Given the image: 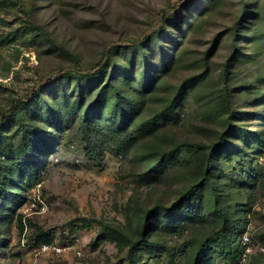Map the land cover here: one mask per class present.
Masks as SVG:
<instances>
[{
	"label": "rangeland",
	"instance_id": "374dc122",
	"mask_svg": "<svg viewBox=\"0 0 264 264\" xmlns=\"http://www.w3.org/2000/svg\"><path fill=\"white\" fill-rule=\"evenodd\" d=\"M101 61L95 76L63 73L0 127V264H165L164 251L101 239L94 220L139 241L141 210L179 202L208 164L225 240L238 250L248 233L247 264L264 263V0H0V111L61 69ZM176 95L172 115L144 123ZM140 128L117 153L114 142ZM87 138L110 145L100 167L87 160ZM21 142L31 160L17 166L10 153ZM176 145L178 160L148 173ZM190 212L157 219L147 238L189 264L213 233L212 260L233 264L218 244L220 217L207 204ZM38 227L72 250L35 255L26 243Z\"/></svg>",
	"mask_w": 264,
	"mask_h": 264
},
{
	"label": "trees",
	"instance_id": "16d2710c",
	"mask_svg": "<svg viewBox=\"0 0 264 264\" xmlns=\"http://www.w3.org/2000/svg\"><path fill=\"white\" fill-rule=\"evenodd\" d=\"M174 10V8H172ZM176 9V8H175ZM168 11V10H165ZM143 41L142 40H135V41H127L126 44L130 47H136L140 45ZM109 51H107L103 58L107 56ZM102 66V61L96 64V66L83 69V70H76L70 68H64L58 71L56 74L52 75L50 78L46 80H40L37 82L32 89L28 92L27 95L14 98L6 110L0 111V127L4 120H11L14 117L19 115L18 106L20 104L27 103L36 93H39L43 88H45L48 84H50L53 80L57 79L63 73L68 72L69 74L75 76H95ZM177 95L174 96L163 108V111L160 115L146 120L145 124H157L163 118V116H170L173 114V109L177 105ZM116 102V111L122 112V108L120 106L119 99H115ZM162 123V122H161ZM140 129H134L130 132V135L126 138L123 137L122 139L115 141L114 145L117 146L116 152L119 153L125 145H128L132 141V134H136L139 132ZM106 143V142H104ZM44 141L40 140V145H43ZM103 144V143H102ZM102 144H95L92 140L86 139V147H85V155L87 160L93 165L100 167L103 159V151L105 147L110 146L109 143L105 144L106 146L103 147ZM181 149V145H176L172 149L163 152L153 163L150 164L148 173H156L162 171L167 166L173 165L178 160L179 151ZM28 147L26 142H21L15 151L10 153V157L17 166H22L23 163L28 160L30 161L31 158L28 156ZM211 167L208 164L205 168L204 174L200 181L188 186L184 192L180 194V201L176 203H172L168 206L163 204H156L154 207L151 208H144L141 210L142 220L139 225V232L141 235V239L139 241L133 240L127 234H125L120 228L115 225H109L105 222L100 220H94L99 224V228L103 233L100 237L101 239H108L112 241L124 242L128 247V253L139 245V247L143 248L146 252H148L152 257H158L162 251L165 252V264H172V251L169 246L159 243L157 241H152L147 238V231L151 227L154 221L159 218L164 219L167 222H170L174 216H179L184 212L191 210L190 213L193 215L198 216L200 212L204 209V206L207 204L211 208L213 213H216L220 217V231L222 235V243H218L222 249L221 252L224 253L225 249H231V260L233 264H239L240 255L242 253V245H241V238H240V248L236 250L235 248L230 246V242L225 240V233L223 231L227 228L228 219L226 214L223 212L222 208L219 206L218 201V194L217 191L214 190L212 184V177L213 174H208ZM27 178V175H25ZM14 200H12L13 202ZM76 221L81 222V225L76 227L82 228L88 225V220L85 218L76 219ZM75 226V225H74ZM73 227V226H72ZM174 227H177L176 224ZM16 228L20 233H22L25 229V220L23 221L22 214H18L16 216ZM27 240L30 242L35 243H52V236L49 232L42 230L41 228H35L33 232L27 237ZM213 233H209L207 236L202 237L198 240V242L194 246V250L192 252V257L189 261V264H215L214 259L212 260L211 255H214V249L212 247V243H214ZM217 244V245H218ZM216 246V245H215ZM120 260V259H119ZM118 260V261H119ZM112 264V263H110ZM113 264H117V261ZM264 264V263H262Z\"/></svg>",
	"mask_w": 264,
	"mask_h": 264
},
{
	"label": "built area",
	"instance_id": "2783aa9c",
	"mask_svg": "<svg viewBox=\"0 0 264 264\" xmlns=\"http://www.w3.org/2000/svg\"><path fill=\"white\" fill-rule=\"evenodd\" d=\"M40 211H46V205H40ZM28 247L31 248L35 255L38 254H62L72 250L70 245H57L54 243H35L30 242L26 243ZM241 245H242V253L240 255L239 264H247L252 256V244L251 239L248 233H243L241 236Z\"/></svg>",
	"mask_w": 264,
	"mask_h": 264
}]
</instances>
